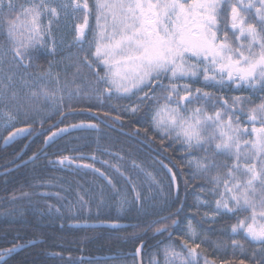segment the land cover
<instances>
[{"label":"snow or ice","instance_id":"1","mask_svg":"<svg viewBox=\"0 0 264 264\" xmlns=\"http://www.w3.org/2000/svg\"><path fill=\"white\" fill-rule=\"evenodd\" d=\"M62 21L73 36L68 47L79 46V55L69 52L66 57L74 69L71 83L61 79L63 60L55 66L50 61L35 76L29 71L42 55L58 54ZM0 37V127L7 133L0 139L5 145L21 137H43L49 146L74 130L99 131L102 123L123 128L124 121L131 120V137L143 132L148 141H158L160 151L184 154L175 164L162 157L159 171L132 160L134 179L122 170V155L98 144L97 151L118 161L99 162L123 178V188L108 171L96 167L95 153L58 155L59 166L90 170L106 181L98 193L78 190L75 205L68 202L70 212L76 205L90 212L97 198L96 207L102 208L107 195L118 213L135 209L140 215L130 225L132 241H139L130 253L132 264H201L202 259L203 264H217L216 258L204 255L206 238L191 219L183 236L175 231L187 198V192L181 198L180 177L186 176L185 189L192 185L203 194L196 196L192 211L202 213L204 223L232 221L226 233L232 256L221 264H264V0H0ZM198 82L201 86L193 88ZM22 90H27L24 96ZM83 114H88L86 120L65 124ZM46 156L42 148L23 166ZM14 157L9 163L20 167L17 160L23 157ZM144 183L151 196H145ZM32 195L21 191L10 199ZM49 195L67 199L59 191L41 197ZM120 218H106L107 226L126 230ZM149 232L153 238L166 236L150 254L145 241ZM21 239L17 235L10 246L0 247V264L26 246Z\"/></svg>","mask_w":264,"mask_h":264},{"label":"trees","instance_id":"2","mask_svg":"<svg viewBox=\"0 0 264 264\" xmlns=\"http://www.w3.org/2000/svg\"><path fill=\"white\" fill-rule=\"evenodd\" d=\"M91 23L94 27V18ZM91 39L92 33L89 31L88 40ZM2 41L3 38L0 37V42ZM83 46L88 47L87 41L84 42ZM78 48L79 46H74L68 51L75 57L80 54ZM53 58L46 54L42 55L29 71L35 76L41 69H46ZM73 71L74 69L67 72L66 77L68 79L71 77L70 80H72ZM62 80H65L64 75ZM69 82L71 83V81ZM199 86H201L199 82L193 84V88ZM224 93L229 96L233 94L228 89H224ZM91 103L96 105L97 101L93 99ZM124 103L127 101H121V104ZM104 107H108V102L104 103ZM97 115L99 116V114ZM99 117L102 120L105 119L103 116ZM87 118L88 114L79 115L74 120L65 121V124L78 123ZM53 122L50 121L49 123ZM140 123L145 125L143 120ZM124 124L123 128H119L106 126L102 123L99 125V131L91 129L74 130L70 135L60 137L48 146L45 149L46 157H42L35 163H29L26 167L22 163L44 147L43 137L39 139L33 137L31 141L21 137L9 145H5L0 139V247L10 246L9 242L17 235L22 238L21 242L27 245L24 249L14 253L11 258H8L7 264H69V260L76 262V264H81V262L82 264H132L130 253L135 251L139 241L135 243L132 241L130 225L137 223L140 219L137 211L131 209L126 214L118 213L114 206L115 202L108 199L106 195V203L102 208L96 207V203H99V198H97L96 203L92 204L90 212L87 209L81 211L78 205L73 207L70 212L67 207L68 202L72 201L75 205L78 190L87 189L90 192L98 193L101 186L106 185V181L90 170L63 168L55 163L58 155L91 156L95 153L97 155L96 167L108 171L109 174L113 175L118 185L123 188V178L114 173L113 169L107 168L99 162L107 160L116 164L118 161L102 151H97L98 144L101 149L107 148L110 152L122 155L124 160L119 161V164L122 170L127 169L128 172H131L134 179H136V173L131 169L132 160L143 163L148 169L155 168L159 171L158 161L162 157L165 162L175 164L176 158L184 155L178 150L160 151L158 141H148L143 132L139 138L131 137L128 134L132 131V121L126 120ZM60 126L63 127L64 125ZM44 127H49V124H45ZM37 128L39 129V124H37ZM0 134L7 135L3 128H0ZM25 145L30 146L26 148ZM175 148L178 149L179 146L177 145ZM72 149H79V151H72ZM15 153H20L23 157L22 160H17V163L22 165L5 175L8 169L15 166L9 163L15 158ZM176 170L180 171L178 165ZM184 171L187 172L188 169H184ZM161 178H163V174H161ZM185 179L186 176L180 177V195L183 199L185 192H187V198L183 213L179 218L180 222L175 226V231L183 236L187 231L188 220L191 219L200 237L206 238L208 251L204 255H207L209 259L216 258L217 264H221L222 260L232 256L231 240L226 235L232 221L224 218L214 225L204 223L203 214L197 215L192 211L196 203V196L203 194L192 185H188L185 189ZM143 180L144 176L141 174L139 181ZM199 183L202 182L198 181L197 184ZM21 191L32 193L31 199L24 198L17 199L15 202L11 201V195L15 193L19 197ZM57 191L67 199L58 201L54 195L41 197L42 193H55ZM143 191L145 196L152 195L147 183L143 184ZM114 194V192L108 193V195ZM49 204L53 205L51 211L48 208ZM57 207L61 208L60 213L55 211ZM8 213H13V215H8ZM118 215L121 216L120 224L126 230H115L107 226L106 218L111 219ZM74 216H79L81 219H72ZM74 224H79V226H70ZM160 240H166V236L153 238V234L149 232L145 236L148 245L146 252L150 254L154 251L152 246ZM28 241H36V243L28 244ZM176 242L179 244V241ZM218 244L220 247L217 250ZM252 250V247H248L249 252ZM237 255H239L238 252ZM105 256L116 257L101 260L95 258ZM86 257H94L95 259H87ZM145 259L147 260V256ZM201 264H203V259Z\"/></svg>","mask_w":264,"mask_h":264},{"label":"rangeland","instance_id":"3","mask_svg":"<svg viewBox=\"0 0 264 264\" xmlns=\"http://www.w3.org/2000/svg\"><path fill=\"white\" fill-rule=\"evenodd\" d=\"M64 22L62 21L61 23V29L60 31L57 33V40L58 42H60V47L58 50V54L54 56V58L52 59V62L54 63V66L56 64V62H60L63 60V63L59 64V67L62 70V75H61V79L63 78V73L64 71L66 72H71L73 70V68L70 66V62L66 59V57L69 55V47L68 45L70 43H72L73 40V36L71 34H69V29L65 28L64 26ZM0 75H3V72H0ZM71 77H65V80L72 81L70 80ZM70 83V82H69ZM196 84V83H195ZM27 90H22L20 92L21 96H24L26 94ZM2 105H0V109H2ZM2 128V127H0Z\"/></svg>","mask_w":264,"mask_h":264},{"label":"water","instance_id":"4","mask_svg":"<svg viewBox=\"0 0 264 264\" xmlns=\"http://www.w3.org/2000/svg\"><path fill=\"white\" fill-rule=\"evenodd\" d=\"M60 137H58L57 139H59ZM56 139V140H57ZM50 146V145H49ZM48 146H44V148L46 149ZM36 242H34L33 244H35ZM115 256H106V257H97L96 259H109V258H114Z\"/></svg>","mask_w":264,"mask_h":264},{"label":"bare ground","instance_id":"5","mask_svg":"<svg viewBox=\"0 0 264 264\" xmlns=\"http://www.w3.org/2000/svg\"><path fill=\"white\" fill-rule=\"evenodd\" d=\"M27 160H28V159H27ZM22 164H23V163H22ZM22 164H21V165H22ZM16 168H17V167L14 166V167L8 169L7 171H11V170L16 169ZM24 248H25V247H23L22 249H24ZM22 249H18L17 252L20 251V250H22ZM17 252H16V253H17ZM86 258H87V259H89V258H90V259H93L94 257H86ZM95 258H97V257H95ZM95 258H94V259H95Z\"/></svg>","mask_w":264,"mask_h":264}]
</instances>
